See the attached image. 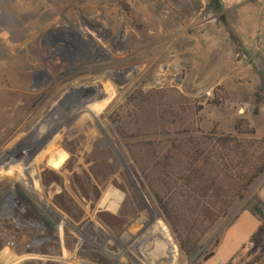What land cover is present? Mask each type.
Returning <instances> with one entry per match:
<instances>
[{"label":"rangeland","instance_id":"374dc122","mask_svg":"<svg viewBox=\"0 0 264 264\" xmlns=\"http://www.w3.org/2000/svg\"><path fill=\"white\" fill-rule=\"evenodd\" d=\"M263 152L264 0H0V264H264Z\"/></svg>","mask_w":264,"mask_h":264},{"label":"trees","instance_id":"16d2710c","mask_svg":"<svg viewBox=\"0 0 264 264\" xmlns=\"http://www.w3.org/2000/svg\"><path fill=\"white\" fill-rule=\"evenodd\" d=\"M210 3L213 6H215L216 0H210ZM237 128L239 129V125L237 126ZM251 148H253V145H251ZM245 155L247 157V160H249V157H248L249 155L247 154V152L245 153ZM223 158H224V155L222 154L221 160H223ZM263 173H264V152L259 155L258 159L256 158V161L251 162V165L249 164V166H247L246 169H244L240 172H237V173L235 172L233 174V177L231 176V178L227 177L228 179L230 178L234 181L231 182L232 184L227 183L226 186L225 185L221 186V188H219L217 190V193H220V195H222V191H223L226 195V198H229V196H234L235 198H238V196H240L241 194H244V192L247 191L252 186V184L256 180V178L258 176L262 175ZM75 177L79 178V175L77 174V176H75ZM213 183L214 182H210V185L205 184L203 187L201 186V191H203L205 194H209V193H211L212 195L215 194L216 188L214 185H212ZM87 187L88 186H84L83 189L81 187L82 196H85L86 198H89V199H92V198L98 199L99 194H100V191H99L100 186L98 184H95L92 186L91 189H89V187L88 188ZM92 194H94V195H92ZM60 197L62 198L63 196H60ZM230 200L231 199H226V202H225V204L228 207H230V205H229ZM160 204L162 205V209L164 211V214L168 218V220H169V218L171 220L170 210L167 208V206H165L163 204V201H161ZM206 211L209 214L211 213V210H209V209H206ZM170 220L168 221V224L170 225L172 232H173L174 239L176 240V242L180 246V249L182 250V252H188L189 251L188 253L191 256L196 255L197 249L190 245V240L187 237L185 238V240L180 239V241H179V239H178L179 237L175 236L176 232L174 231L171 223H169V222H171ZM213 256H214V253H212L208 257L207 260H209Z\"/></svg>","mask_w":264,"mask_h":264},{"label":"crops","instance_id":"0c3cea01","mask_svg":"<svg viewBox=\"0 0 264 264\" xmlns=\"http://www.w3.org/2000/svg\"><path fill=\"white\" fill-rule=\"evenodd\" d=\"M36 163L37 162H35V164ZM122 199H123V195L120 192L116 190L109 191L107 192L105 198L103 199L102 205L105 206L111 212L116 213L120 209ZM242 230L243 229L241 228L237 232H240ZM155 235H156V238L160 239L161 243H163L166 247H169L165 250L166 253H168L166 256V259L164 260V262L162 261L161 264H172L174 262H177L176 248L171 247V245L168 246V242H167L168 240L166 239L167 236L165 235V232L161 228H159L158 230H156ZM236 241L237 240L234 237L232 238L230 237L226 242H224L221 248L219 249L217 255L215 256V258L209 261L210 264H225L228 261H230L231 258L237 253V250L240 246V242L239 244L236 245ZM217 258L218 260L216 261Z\"/></svg>","mask_w":264,"mask_h":264},{"label":"flooded vegetation","instance_id":"af4514ba","mask_svg":"<svg viewBox=\"0 0 264 264\" xmlns=\"http://www.w3.org/2000/svg\"><path fill=\"white\" fill-rule=\"evenodd\" d=\"M63 198H65V194H63V197H62V199ZM25 213H27V212H23V214H25ZM13 216H14V214H13ZM47 219L46 218H44L43 217V221H44V223L47 225V223H49V222H47L46 221ZM15 223H17V225H20V223H21V219L19 218L17 221L15 220ZM30 228L31 227H33V225H31V224H29L28 225ZM21 229H23V228H21ZM56 229V228H55ZM55 229H53V231L55 230ZM37 230H38V232H39V234L41 235V236H44V235H46L47 234V230H48V228L47 227H39V228H37ZM52 230V229H51ZM57 230V229H56ZM58 232H61L60 231V229H58L57 230ZM59 234H61V233H59ZM59 240H60V238H59ZM30 254V253H29ZM77 257L79 256H81V251L80 252H77V255H76ZM43 258H45V256H42ZM41 257V258H42ZM27 260H25V261H22V262H20L19 264H44V263H47V264H51V263H57V264H60L61 263V259H59V257H58V259H55L54 261H52V260H42V259H40V260H35L34 258H32V257H30V259L29 258H26Z\"/></svg>","mask_w":264,"mask_h":264},{"label":"built area","instance_id":"2783aa9c","mask_svg":"<svg viewBox=\"0 0 264 264\" xmlns=\"http://www.w3.org/2000/svg\"><path fill=\"white\" fill-rule=\"evenodd\" d=\"M224 9H232L250 0H217Z\"/></svg>","mask_w":264,"mask_h":264},{"label":"bare ground","instance_id":"6f19581e","mask_svg":"<svg viewBox=\"0 0 264 264\" xmlns=\"http://www.w3.org/2000/svg\"><path fill=\"white\" fill-rule=\"evenodd\" d=\"M16 82V81H15Z\"/></svg>","mask_w":264,"mask_h":264}]
</instances>
